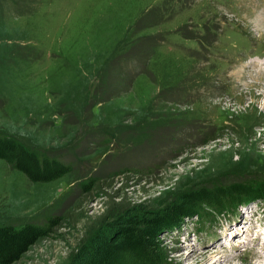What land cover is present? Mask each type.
Returning <instances> with one entry per match:
<instances>
[{"label":"rangeland","instance_id":"rangeland-1","mask_svg":"<svg viewBox=\"0 0 264 264\" xmlns=\"http://www.w3.org/2000/svg\"><path fill=\"white\" fill-rule=\"evenodd\" d=\"M114 1H6L0 128L73 166L55 181L32 182L0 159L1 222L64 218L14 264H84L86 235L111 196L120 197L112 206L123 215L99 233L142 211L163 214L192 189L264 181V64L235 61L236 53L261 50L264 58V0H174L165 15L159 7L168 0H121L108 10ZM90 177L100 182L87 194L80 183ZM250 203L196 223L203 229L195 246L187 219L157 247L169 264H192L185 258L192 250L199 260L256 264L207 246L222 224H244L242 210L248 219L250 208L263 211Z\"/></svg>","mask_w":264,"mask_h":264},{"label":"trees","instance_id":"trees-1","mask_svg":"<svg viewBox=\"0 0 264 264\" xmlns=\"http://www.w3.org/2000/svg\"><path fill=\"white\" fill-rule=\"evenodd\" d=\"M6 1L10 0H0V19L2 20L4 7L8 6ZM12 1L17 4L18 2L30 4V0ZM172 1L174 0H168L167 5L162 9L159 7L160 15L171 14L174 11L176 7L172 6ZM12 36L19 40L17 35ZM25 53V55L17 54V56L27 58L28 53ZM0 60L2 62L3 58ZM0 159L6 161L12 168L23 172L32 182L55 181L73 171L71 163L63 161L56 155L39 151L27 141L2 128H0ZM99 182L100 178L90 177L80 183V188L82 192L88 194L99 186ZM119 198V196L110 197L106 211L103 216L100 215L103 221L97 222L92 235H86L89 240L84 243L86 246L83 245L86 247L84 248L86 253L81 257V262L84 259V264H169L157 247L162 233L181 227L188 217L198 215L211 222L221 214L236 212L240 204L264 200V181L213 189L207 187L192 189L184 193L179 204L163 214L142 211L141 218L134 215L124 222L120 220L118 225L111 223L109 230L99 233L105 220L121 219L123 209L116 210L112 206L114 200ZM63 221L64 218L58 215L49 216L42 224L30 221L17 225L0 221V264L18 262L31 246L40 238L55 232ZM83 239L84 235L81 239L79 238L80 241ZM133 260L135 261L132 262Z\"/></svg>","mask_w":264,"mask_h":264},{"label":"bare ground","instance_id":"bare-ground-1","mask_svg":"<svg viewBox=\"0 0 264 264\" xmlns=\"http://www.w3.org/2000/svg\"><path fill=\"white\" fill-rule=\"evenodd\" d=\"M120 2H121V0H115L108 7V10H110V11L115 10L118 7V5L121 4ZM103 11H104V9H103ZM90 14H92V13H90ZM91 20H92V15H90V17H89V21H91ZM244 210H242V214L240 216V218H242L244 220V224L243 225L240 222L235 224V225L229 223L230 225L229 224L226 225V227L224 228V231L219 236V239H220L219 240V244L218 243H208L207 246H208V248H210V250H212L211 253L212 252L216 253L218 251H222V256H223L224 255L223 254L224 250H221V249H218V248L226 249L229 246L233 247L235 245H238L236 240H238L239 242H240V240H242V243H246L248 245H251L250 244V242H251L250 238L253 237V236H257L258 235L259 236V241H257L258 238H255L256 239V243H254V244H256V246L255 245L254 246H250V249H248L249 252H250L249 257H252L251 258L252 262L256 261L257 262L256 264H264V260H263L264 259V254H261L259 252V250H258V248H262L264 250V241H262L263 237L259 233L255 234V227L254 226H248L250 221L248 220V217L246 216V213L249 210L248 209L245 210V211ZM251 224H252V222H251ZM241 229H242V232H240ZM250 233H251V237H249ZM229 236H231L230 245L226 246V244H225V242H223V240H224L225 237H229ZM244 239H246L245 242H244ZM208 248H206V249H208ZM220 254H221V252H220ZM239 256H241V254H239ZM202 257H203V259L199 260L198 256L195 255V251L194 250L190 251L185 256V258H189L190 259L192 264H220L221 261H222L221 257L215 259L213 262L209 259V257L206 254H202ZM224 259L226 261H231L232 260V259L229 258V256H226ZM249 264H253V263H249Z\"/></svg>","mask_w":264,"mask_h":264}]
</instances>
